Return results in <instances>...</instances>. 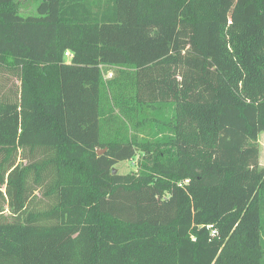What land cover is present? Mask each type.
Instances as JSON below:
<instances>
[{"label": "trees", "instance_id": "obj_1", "mask_svg": "<svg viewBox=\"0 0 264 264\" xmlns=\"http://www.w3.org/2000/svg\"><path fill=\"white\" fill-rule=\"evenodd\" d=\"M36 3L0 0V264H264V0Z\"/></svg>", "mask_w": 264, "mask_h": 264}, {"label": "rangeland", "instance_id": "obj_2", "mask_svg": "<svg viewBox=\"0 0 264 264\" xmlns=\"http://www.w3.org/2000/svg\"><path fill=\"white\" fill-rule=\"evenodd\" d=\"M36 0H20V8H19V14L22 16H36ZM114 72L112 69L103 68L102 69V76L103 80L106 82L110 80L113 76ZM147 131H143V135H145ZM258 144H259V166L261 168H264V133L260 134L258 138ZM137 161L136 159L129 160V161H123L118 163L116 166H114L113 169H116L118 174H130L132 172H136L137 170ZM262 221L264 219L262 218Z\"/></svg>", "mask_w": 264, "mask_h": 264}, {"label": "water", "instance_id": "obj_3", "mask_svg": "<svg viewBox=\"0 0 264 264\" xmlns=\"http://www.w3.org/2000/svg\"><path fill=\"white\" fill-rule=\"evenodd\" d=\"M105 150H97V154L100 155L101 153H103ZM113 174H116L117 170L116 169H113Z\"/></svg>", "mask_w": 264, "mask_h": 264}, {"label": "built area", "instance_id": "obj_4", "mask_svg": "<svg viewBox=\"0 0 264 264\" xmlns=\"http://www.w3.org/2000/svg\"><path fill=\"white\" fill-rule=\"evenodd\" d=\"M65 56H69V53H68V52H66V53H65Z\"/></svg>", "mask_w": 264, "mask_h": 264}]
</instances>
